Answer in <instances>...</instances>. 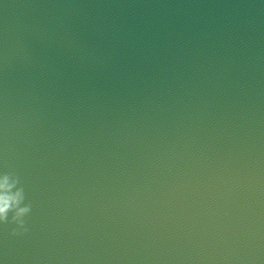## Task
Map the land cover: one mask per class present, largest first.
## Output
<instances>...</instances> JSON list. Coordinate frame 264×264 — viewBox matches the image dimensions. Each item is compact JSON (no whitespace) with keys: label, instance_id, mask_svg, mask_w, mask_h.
<instances>
[{"label":"water","instance_id":"1","mask_svg":"<svg viewBox=\"0 0 264 264\" xmlns=\"http://www.w3.org/2000/svg\"><path fill=\"white\" fill-rule=\"evenodd\" d=\"M249 53L264 110V0H0V124L15 107L35 128L24 219L36 245L50 243L70 162L119 130L188 133L226 159Z\"/></svg>","mask_w":264,"mask_h":264},{"label":"clouds","instance_id":"2","mask_svg":"<svg viewBox=\"0 0 264 264\" xmlns=\"http://www.w3.org/2000/svg\"><path fill=\"white\" fill-rule=\"evenodd\" d=\"M246 64L226 159L188 133L119 130L70 162L63 211L44 229L48 247L24 219L36 132L13 107L0 124V225H13L6 236L0 228V264H264V110L251 53Z\"/></svg>","mask_w":264,"mask_h":264}]
</instances>
